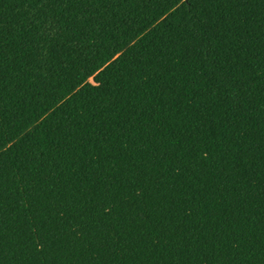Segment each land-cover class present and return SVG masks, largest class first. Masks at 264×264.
<instances>
[{
  "label": "trees",
  "instance_id": "trees-1",
  "mask_svg": "<svg viewBox=\"0 0 264 264\" xmlns=\"http://www.w3.org/2000/svg\"><path fill=\"white\" fill-rule=\"evenodd\" d=\"M0 264H264V0H0Z\"/></svg>",
  "mask_w": 264,
  "mask_h": 264
}]
</instances>
